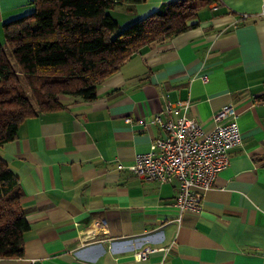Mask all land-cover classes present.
Segmentation results:
<instances>
[{"label":"crops","instance_id":"crops-1","mask_svg":"<svg viewBox=\"0 0 264 264\" xmlns=\"http://www.w3.org/2000/svg\"><path fill=\"white\" fill-rule=\"evenodd\" d=\"M172 0L112 8L124 26ZM32 0H0L3 24ZM261 0L202 5L188 29L134 51L96 88L92 101L25 118L0 155L18 179L29 223L23 255L0 264H264V17ZM243 14H246L244 16ZM124 22V23H123ZM203 76L206 80H203ZM204 131L231 103L241 143L205 190L199 212L179 213L177 182L146 180L126 168L161 137L152 119L177 117ZM144 246L163 249L143 260Z\"/></svg>","mask_w":264,"mask_h":264},{"label":"trees","instance_id":"trees-1","mask_svg":"<svg viewBox=\"0 0 264 264\" xmlns=\"http://www.w3.org/2000/svg\"><path fill=\"white\" fill-rule=\"evenodd\" d=\"M143 0H32V10L3 24L0 43V145L27 117L62 106L61 97L92 101L96 88L134 51L193 24L202 5L172 0L121 26L112 8ZM18 179L0 155V258L23 255L29 229Z\"/></svg>","mask_w":264,"mask_h":264},{"label":"built area","instance_id":"built-area-1","mask_svg":"<svg viewBox=\"0 0 264 264\" xmlns=\"http://www.w3.org/2000/svg\"><path fill=\"white\" fill-rule=\"evenodd\" d=\"M258 16L264 17V0H261ZM203 80L206 77L203 76ZM188 106L187 100L168 102L167 113L182 108L183 114L165 119L155 115L152 122L161 128V137L153 140L146 152L137 154L131 164L118 165L146 180L176 181L175 205L180 214L200 211L205 190L228 163L229 149L241 143L237 113L231 103L213 113V126L209 131H204L195 118L185 114ZM160 249L163 248L144 246L134 256L143 260L150 252Z\"/></svg>","mask_w":264,"mask_h":264},{"label":"rangeland","instance_id":"rangeland-1","mask_svg":"<svg viewBox=\"0 0 264 264\" xmlns=\"http://www.w3.org/2000/svg\"><path fill=\"white\" fill-rule=\"evenodd\" d=\"M124 23V22H123ZM126 25V24H125Z\"/></svg>","mask_w":264,"mask_h":264}]
</instances>
